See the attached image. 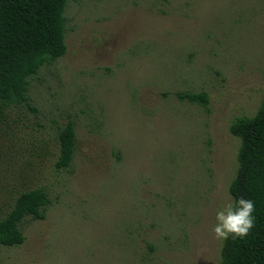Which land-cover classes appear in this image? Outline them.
<instances>
[{
  "label": "rangeland",
  "instance_id": "1",
  "mask_svg": "<svg viewBox=\"0 0 264 264\" xmlns=\"http://www.w3.org/2000/svg\"><path fill=\"white\" fill-rule=\"evenodd\" d=\"M65 17L66 54L31 79L36 112L0 121V219L23 191L50 199L0 264H219L229 127L264 99V0H69ZM70 121L76 154L57 169Z\"/></svg>",
  "mask_w": 264,
  "mask_h": 264
},
{
  "label": "trees",
  "instance_id": "2",
  "mask_svg": "<svg viewBox=\"0 0 264 264\" xmlns=\"http://www.w3.org/2000/svg\"><path fill=\"white\" fill-rule=\"evenodd\" d=\"M102 1V0H94ZM69 0H0V121L7 110L31 104V79L67 52L65 11ZM181 101L209 106L207 92L179 93ZM230 133L239 139L238 169L229 186L233 198L251 199L255 223L244 237L223 241L219 264H264V99L253 116L235 118ZM57 169H68L76 154L74 123L59 134ZM50 203L42 188L21 192L0 219V246L18 247L26 237L21 225L27 218L43 220ZM234 203V199H233Z\"/></svg>",
  "mask_w": 264,
  "mask_h": 264
},
{
  "label": "clouds",
  "instance_id": "3",
  "mask_svg": "<svg viewBox=\"0 0 264 264\" xmlns=\"http://www.w3.org/2000/svg\"><path fill=\"white\" fill-rule=\"evenodd\" d=\"M234 203H223L215 209L211 232L218 240L243 239L254 227L255 206L251 199L235 197Z\"/></svg>",
  "mask_w": 264,
  "mask_h": 264
}]
</instances>
